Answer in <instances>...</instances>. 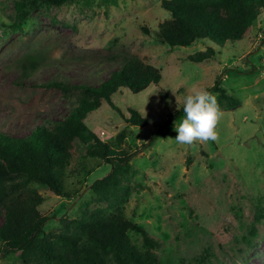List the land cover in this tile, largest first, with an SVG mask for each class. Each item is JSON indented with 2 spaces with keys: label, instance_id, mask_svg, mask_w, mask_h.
<instances>
[{
  "label": "rangeland",
  "instance_id": "obj_1",
  "mask_svg": "<svg viewBox=\"0 0 264 264\" xmlns=\"http://www.w3.org/2000/svg\"><path fill=\"white\" fill-rule=\"evenodd\" d=\"M16 1L0 0V131L25 136L37 124L50 126L81 93L41 90L36 83L97 85L126 61L155 68L160 79L137 93L118 88L111 100L121 113L102 101L85 116L102 141L128 156L133 173L116 174L101 158L69 149V196L20 176L0 177V224L5 205L34 209L53 238L73 231L72 220L90 223L122 210L159 241L152 252L162 264H264V8L246 35L223 46L197 40L168 47L142 29L160 30L169 22L164 0H70L40 4L24 18L17 16ZM207 46L215 54L197 61ZM28 60L39 66L22 76ZM217 76L238 105L211 92L221 114L217 139L176 143L167 116ZM128 108L142 113L147 124L127 121ZM127 234L143 253L140 234ZM0 264L55 263L9 251Z\"/></svg>",
  "mask_w": 264,
  "mask_h": 264
},
{
  "label": "trees",
  "instance_id": "obj_2",
  "mask_svg": "<svg viewBox=\"0 0 264 264\" xmlns=\"http://www.w3.org/2000/svg\"><path fill=\"white\" fill-rule=\"evenodd\" d=\"M69 1L17 0L15 10L19 18H24L30 9L40 4L60 6ZM26 6L28 9L25 10ZM162 8L168 12L169 22L160 30L142 27L159 43L173 47L207 40L219 47L249 32L252 20L264 8V0H164ZM214 54L215 49L207 46L206 52L195 59L200 61ZM38 66L36 60L23 62L22 76H28ZM159 79L155 68L126 61L97 85L72 84L61 79L34 84L33 87L41 90L54 89L62 93L79 90L81 93L76 96L75 104L68 113L50 126L37 124L25 136L0 131V177L20 176L24 181L34 182L53 194L68 197L64 165L70 155L69 149L83 158H101L112 165L116 174L133 173L135 168L128 162V156L112 150L102 141L87 126L85 116L99 108L102 101L121 113L111 100L118 88L124 87L137 93ZM206 90L217 93V99L231 107L238 105L237 97L221 86L220 76ZM128 112L127 121L130 123L147 124V118L138 110L128 108ZM183 116L181 106L169 113L166 124L174 125ZM105 181L102 179L96 183ZM3 217L0 224V255L13 251L22 258L38 256L55 264H162L152 252L153 248L159 246V241L127 218L122 210L108 213L101 220L90 223L82 218L72 220L73 231L62 232L53 238L44 233V217L34 209L22 211L5 205ZM128 231L140 234L145 247L143 253L130 243Z\"/></svg>",
  "mask_w": 264,
  "mask_h": 264
},
{
  "label": "clouds",
  "instance_id": "obj_3",
  "mask_svg": "<svg viewBox=\"0 0 264 264\" xmlns=\"http://www.w3.org/2000/svg\"><path fill=\"white\" fill-rule=\"evenodd\" d=\"M184 116L176 124L174 140L190 145L194 141H215L220 110L215 97L206 89H196L183 98Z\"/></svg>",
  "mask_w": 264,
  "mask_h": 264
}]
</instances>
